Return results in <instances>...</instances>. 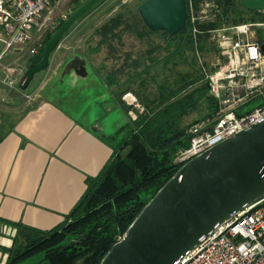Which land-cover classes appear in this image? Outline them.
<instances>
[{
  "label": "water",
  "instance_id": "obj_1",
  "mask_svg": "<svg viewBox=\"0 0 264 264\" xmlns=\"http://www.w3.org/2000/svg\"><path fill=\"white\" fill-rule=\"evenodd\" d=\"M100 1L86 0L64 20L44 50L34 55L36 62L20 79L22 90L51 66L53 54L73 24ZM240 3L250 11L264 8V0ZM138 9L153 32L176 35L186 30L188 0H144ZM92 72L86 58L75 54L63 65L59 83L68 80L67 85L76 86L78 79L86 82ZM262 196L264 117L185 162L147 202L100 264H176L245 203Z\"/></svg>",
  "mask_w": 264,
  "mask_h": 264
},
{
  "label": "crops",
  "instance_id": "obj_2",
  "mask_svg": "<svg viewBox=\"0 0 264 264\" xmlns=\"http://www.w3.org/2000/svg\"><path fill=\"white\" fill-rule=\"evenodd\" d=\"M63 44L52 57L57 70L75 55L60 51ZM128 65L123 66L127 74ZM119 68L114 67L117 75L123 71ZM95 75L86 82L78 79L77 112L50 95L21 110V88L8 85L0 69V264L8 262L18 224L42 230L61 225L85 194L88 180L110 161L117 146L111 141L124 128L128 110L113 93L117 82Z\"/></svg>",
  "mask_w": 264,
  "mask_h": 264
},
{
  "label": "built area",
  "instance_id": "obj_3",
  "mask_svg": "<svg viewBox=\"0 0 264 264\" xmlns=\"http://www.w3.org/2000/svg\"><path fill=\"white\" fill-rule=\"evenodd\" d=\"M58 2L0 0V69L8 85L19 86L24 69L3 64L2 60L10 54L25 53L34 34L47 29L52 8ZM188 7L187 34L193 35L196 44L206 39L218 50L210 69L202 61L201 51L196 52L219 111L214 118L190 127V144L179 149L175 157L179 164L264 117V38L259 33L264 32V8L255 10L258 15L250 12L251 17L248 14L236 22L220 16L217 0H188ZM214 22L218 24L210 26ZM37 52L31 51L33 55ZM122 98L129 105L137 101L132 92ZM131 108L128 113L133 115ZM176 264H264V196L245 203Z\"/></svg>",
  "mask_w": 264,
  "mask_h": 264
},
{
  "label": "trees",
  "instance_id": "obj_4",
  "mask_svg": "<svg viewBox=\"0 0 264 264\" xmlns=\"http://www.w3.org/2000/svg\"><path fill=\"white\" fill-rule=\"evenodd\" d=\"M239 1L217 0L222 9L220 16L231 17L236 22L245 19ZM245 10L258 15V11ZM116 21L111 19V23L102 27L105 36L119 24ZM217 24L214 22L210 26ZM149 31L162 33L170 43L184 49L196 52L204 46L203 41L195 45L193 35L187 34L186 30L177 35ZM53 32L47 33L38 52L44 50ZM34 55L29 59L30 65L36 62ZM199 80L198 76L185 79L186 84L173 91L167 85H161L162 99L158 103L150 106L144 101L147 111L139 115L136 128L130 129L122 144L115 147L111 160L99 175L88 180L85 194L61 225L42 230L18 224L19 232L7 264H28L41 252L44 256L34 264H77L78 261L81 264H100L117 242V237L126 232L147 202L183 165L177 163L175 157L179 149L190 144V127L217 115L219 103L209 94L207 82L182 93ZM117 94L122 102L120 93ZM203 101L209 106L207 116L186 121V116L197 110Z\"/></svg>",
  "mask_w": 264,
  "mask_h": 264
},
{
  "label": "rangeland",
  "instance_id": "obj_5",
  "mask_svg": "<svg viewBox=\"0 0 264 264\" xmlns=\"http://www.w3.org/2000/svg\"><path fill=\"white\" fill-rule=\"evenodd\" d=\"M85 1L60 0L52 8L51 19L47 29L34 34L33 40L24 50L25 53L22 56L7 55L2 60V63L10 66L20 65L25 72L27 67L30 66L29 59L33 55L31 51L33 49L39 50L44 45V38L47 33L56 31L59 23L68 18ZM143 1L101 0L73 24L60 44L62 46L63 42V46H66L60 50L66 54L70 52L71 55L74 52L75 54H85L89 58L88 63L93 70L89 77L95 79V74H97L106 82L109 79L117 82L115 84L110 81L113 82V93L115 95L120 93L121 97L125 94L126 88L129 87L130 91L128 92H132V95L136 98V103L132 105H129L126 100H123L120 104L126 110L132 107L134 114L131 115L127 111L125 114L126 118L125 116L123 117V120H126V124L121 123L122 125H120L124 128L121 129L118 138L111 141L117 144L118 147L122 144L124 138L129 135L130 129L136 128L135 125L139 115H144L147 111L144 101L149 102L150 106H153L162 99L161 85H167L171 89L170 91H173L183 87L186 84L185 79H192L195 76L200 77L199 81L182 91L185 94L206 82L197 52L190 48L184 49L183 46L178 47L177 44L170 43L162 33H149L150 29L143 22L138 9ZM240 9L243 10V14L247 17L249 12L245 10V7L241 5ZM249 17H251L250 14ZM114 18L119 24L105 36V30L102 27L111 23V19ZM229 19L232 18L230 17ZM259 33L264 38V32L260 31ZM53 34L54 32L51 37ZM49 40L50 38L46 41V44ZM199 44V42L195 43V45ZM202 44L204 45L200 50L203 57L202 61H204L205 65H208L207 69H210L213 67V61L218 57V50L212 42L206 39L203 40ZM131 60H133L134 64ZM127 63L130 64L128 65V74L126 73V68L123 67ZM63 65L58 70L54 65L53 67L50 66L46 71L37 73L26 90H19L21 92V110L43 98H48V95H50L57 102L77 112L80 89L78 90L77 85L73 87L67 85L68 80H66V84L59 83ZM114 67L122 68V73L117 75ZM109 74L112 75L108 76ZM93 79L90 82H94ZM77 82L78 80L76 84ZM109 86L112 88L111 85ZM104 109L103 114L106 112ZM93 111H98V108L94 106ZM116 112L117 110L113 114ZM208 113L209 106L207 102L203 101L199 104L197 110H192L186 116L185 120L191 122L198 116H207ZM110 129L111 127H108V130ZM123 235H119L117 241ZM43 256V252L35 255L28 261V264H34ZM77 264H81V261H78Z\"/></svg>",
  "mask_w": 264,
  "mask_h": 264
}]
</instances>
